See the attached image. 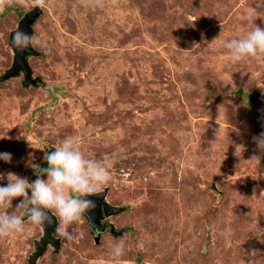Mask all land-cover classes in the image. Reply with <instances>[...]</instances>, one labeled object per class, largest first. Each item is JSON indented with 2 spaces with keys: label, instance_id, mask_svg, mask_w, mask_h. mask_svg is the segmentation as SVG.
Listing matches in <instances>:
<instances>
[{
  "label": "rangeland",
  "instance_id": "obj_1",
  "mask_svg": "<svg viewBox=\"0 0 264 264\" xmlns=\"http://www.w3.org/2000/svg\"><path fill=\"white\" fill-rule=\"evenodd\" d=\"M35 7L38 81L3 80L9 36ZM255 24L264 0H0V152L12 155L0 172L32 181L29 154L47 167L45 151L72 136L108 167L96 192L122 208L101 221L121 233L97 243L83 216H55L59 249L35 264H264V154L252 139L264 131L253 103L264 52L233 62L223 47ZM24 228L0 236V264H27L42 231Z\"/></svg>",
  "mask_w": 264,
  "mask_h": 264
},
{
  "label": "clouds",
  "instance_id": "obj_2",
  "mask_svg": "<svg viewBox=\"0 0 264 264\" xmlns=\"http://www.w3.org/2000/svg\"><path fill=\"white\" fill-rule=\"evenodd\" d=\"M31 42L32 37L22 31L12 36L13 45L20 50ZM223 47L233 62L255 57L264 52V27L255 24L246 34L225 40ZM252 139L256 150L264 154V131ZM11 160V153L0 152V161L8 163ZM43 161L47 167H40L31 154L25 161L26 167L33 169L35 179L32 181L12 171L0 172V209H5L0 211V236L23 232L25 220L42 225L52 213L62 225H69L94 206L88 194L96 192L110 179L107 165L100 160L86 159L72 136L65 137L52 151H45ZM59 231L66 241L74 239L66 228ZM124 248L123 241L117 243L111 255L120 257Z\"/></svg>",
  "mask_w": 264,
  "mask_h": 264
},
{
  "label": "water",
  "instance_id": "obj_3",
  "mask_svg": "<svg viewBox=\"0 0 264 264\" xmlns=\"http://www.w3.org/2000/svg\"><path fill=\"white\" fill-rule=\"evenodd\" d=\"M41 14V10L37 7L26 12L18 22L16 30H14L9 36V44L13 51L12 64L10 68L3 74L2 79L6 80L17 76L20 72L23 73L24 83L27 85H34L38 81L37 78L31 77V69L29 67L27 58L29 56H36L38 52L34 50L31 43L28 47L20 50L12 43V36L16 31H22L28 35H32V25L35 20ZM253 103L255 105H261L264 103V96L262 94L253 95ZM52 151V150H50ZM107 188H103L101 191L88 194L94 206L89 208L82 216L85 218L87 226L92 231H97V234L93 236L94 242L99 241V236L108 231L111 236H118L121 231H116L113 225L109 222H101L109 216L116 215L122 211V208L109 205L105 197L107 195ZM42 231L38 240L33 243L34 252L30 254L27 260V264H35L37 259L50 245L54 248L55 252L59 249V239L56 237L57 219L52 213L50 219L42 225H39Z\"/></svg>",
  "mask_w": 264,
  "mask_h": 264
},
{
  "label": "flooded vegetation",
  "instance_id": "obj_4",
  "mask_svg": "<svg viewBox=\"0 0 264 264\" xmlns=\"http://www.w3.org/2000/svg\"><path fill=\"white\" fill-rule=\"evenodd\" d=\"M92 237L95 236L97 234V231H92Z\"/></svg>",
  "mask_w": 264,
  "mask_h": 264
}]
</instances>
